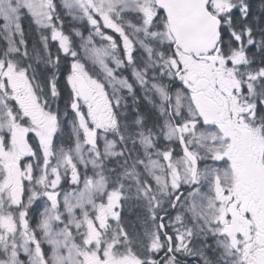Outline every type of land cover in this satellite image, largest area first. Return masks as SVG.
Instances as JSON below:
<instances>
[{
  "label": "snow or ice",
  "instance_id": "6c2138e0",
  "mask_svg": "<svg viewBox=\"0 0 264 264\" xmlns=\"http://www.w3.org/2000/svg\"><path fill=\"white\" fill-rule=\"evenodd\" d=\"M189 257L264 264V0H0V264Z\"/></svg>",
  "mask_w": 264,
  "mask_h": 264
},
{
  "label": "flooded vegetation",
  "instance_id": "af4514ba",
  "mask_svg": "<svg viewBox=\"0 0 264 264\" xmlns=\"http://www.w3.org/2000/svg\"><path fill=\"white\" fill-rule=\"evenodd\" d=\"M23 258V257H22ZM186 264H196V261L193 260L191 257L187 258Z\"/></svg>",
  "mask_w": 264,
  "mask_h": 264
}]
</instances>
